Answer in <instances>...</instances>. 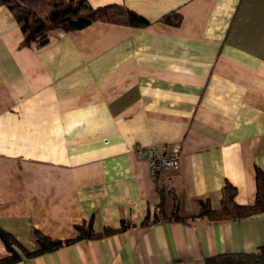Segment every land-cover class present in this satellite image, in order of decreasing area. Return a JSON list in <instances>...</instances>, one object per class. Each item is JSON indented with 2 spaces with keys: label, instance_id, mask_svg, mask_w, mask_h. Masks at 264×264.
I'll use <instances>...</instances> for the list:
<instances>
[{
  "label": "crops",
  "instance_id": "0c3cea01",
  "mask_svg": "<svg viewBox=\"0 0 264 264\" xmlns=\"http://www.w3.org/2000/svg\"><path fill=\"white\" fill-rule=\"evenodd\" d=\"M88 2L125 7L149 25L96 22L23 47L0 4V228L35 252V230L66 241L78 226L130 227L34 257L15 247L16 264H206L264 246V213L191 218L201 200L221 208L227 184L237 204L256 202L264 0ZM173 151L180 169L153 176L151 152ZM9 255L0 238V260Z\"/></svg>",
  "mask_w": 264,
  "mask_h": 264
},
{
  "label": "trees",
  "instance_id": "16d2710c",
  "mask_svg": "<svg viewBox=\"0 0 264 264\" xmlns=\"http://www.w3.org/2000/svg\"><path fill=\"white\" fill-rule=\"evenodd\" d=\"M0 4L7 7L15 16L24 34L23 47L32 44L45 45L49 41V34L54 30L64 32L82 30L93 23L104 22L143 28L149 22L141 15L122 6H106L93 8L88 0H0ZM163 21L179 25L181 19L166 16ZM237 189L227 184L223 189L221 208L213 209L209 201H199L202 210L192 215V219L208 217L213 221L242 220L264 213V172H257V198L253 206H241L236 202ZM178 205L174 214L177 221L184 220L179 216ZM129 224L123 223L118 230L104 229L102 233H95L91 224L87 227L78 226V237L73 240H52L40 231L35 230L34 237L39 249L35 252L25 250L21 244L9 233L0 228V238L9 252V256L1 259L0 264H16L22 256L14 249L18 247L26 257H34L55 251L64 245H70L82 239H96L126 231ZM206 264H264V246L254 252L218 255L206 260Z\"/></svg>",
  "mask_w": 264,
  "mask_h": 264
},
{
  "label": "built area",
  "instance_id": "2783aa9c",
  "mask_svg": "<svg viewBox=\"0 0 264 264\" xmlns=\"http://www.w3.org/2000/svg\"><path fill=\"white\" fill-rule=\"evenodd\" d=\"M151 155L153 156V161L151 164L152 166L151 173L155 177L162 172H173L180 169L181 158L178 151L168 152L160 157H157L153 152H151ZM165 184L168 187H172L173 186L172 179L166 178Z\"/></svg>",
  "mask_w": 264,
  "mask_h": 264
},
{
  "label": "rangeland",
  "instance_id": "374dc122",
  "mask_svg": "<svg viewBox=\"0 0 264 264\" xmlns=\"http://www.w3.org/2000/svg\"><path fill=\"white\" fill-rule=\"evenodd\" d=\"M21 254H23V252Z\"/></svg>",
  "mask_w": 264,
  "mask_h": 264
}]
</instances>
